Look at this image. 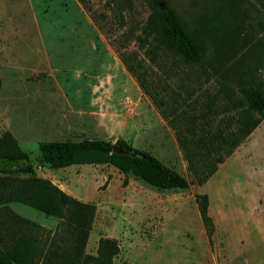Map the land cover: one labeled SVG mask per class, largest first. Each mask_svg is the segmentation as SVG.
I'll list each match as a JSON object with an SVG mask.
<instances>
[{"label":"rangeland","instance_id":"rangeland-1","mask_svg":"<svg viewBox=\"0 0 264 264\" xmlns=\"http://www.w3.org/2000/svg\"><path fill=\"white\" fill-rule=\"evenodd\" d=\"M169 2L204 41L206 68L219 59L220 74L230 78L264 74L259 55L264 24L254 16L238 18L237 47L227 56L199 16L210 0ZM149 11L145 0H0V134L13 133L36 175L95 205L88 253H96L100 237H112L119 245L114 264H264V117L214 174L197 184L172 128L111 42L117 38L120 46L128 36L127 51L155 71L129 39V32H141ZM219 36L229 40L226 31ZM82 138H123L177 170L189 185L161 189L109 164L52 168L38 156L40 140ZM198 193L208 196L210 233ZM9 206L50 229L59 221L18 202Z\"/></svg>","mask_w":264,"mask_h":264},{"label":"trees","instance_id":"trees-1","mask_svg":"<svg viewBox=\"0 0 264 264\" xmlns=\"http://www.w3.org/2000/svg\"><path fill=\"white\" fill-rule=\"evenodd\" d=\"M145 1L149 14L141 32H129V39L134 38L156 70L149 71L143 59L127 51L128 36L120 46L117 38L111 42L127 71L172 128L194 181L203 184L264 117V74L257 71L233 79L230 73L220 74L219 59L210 61L206 68L205 43L196 28H189V21L169 0ZM210 2L212 5L204 7L199 16L209 37L221 39L227 56L237 47L239 17L254 16L264 24V0ZM223 31L229 40L219 36ZM259 55L264 57V52ZM158 70L164 78L158 77ZM210 81L215 86L205 85ZM113 143L100 138L40 140L37 148L39 158L52 168L109 164L161 189L189 185L183 175L148 150L118 138L115 143L131 153H117ZM30 161L13 133L4 130L0 134V264H114L119 253L115 238L100 237L96 253L86 252L95 205L36 175ZM195 197L210 233L213 221L208 213V196L198 193ZM12 202L59 221L54 229L47 228L16 213L9 206Z\"/></svg>","mask_w":264,"mask_h":264},{"label":"water","instance_id":"water-1","mask_svg":"<svg viewBox=\"0 0 264 264\" xmlns=\"http://www.w3.org/2000/svg\"><path fill=\"white\" fill-rule=\"evenodd\" d=\"M114 152L117 153H123V154H130L131 152L125 148H123L122 146H120L118 143H113V147H112Z\"/></svg>","mask_w":264,"mask_h":264},{"label":"crops","instance_id":"crops-1","mask_svg":"<svg viewBox=\"0 0 264 264\" xmlns=\"http://www.w3.org/2000/svg\"><path fill=\"white\" fill-rule=\"evenodd\" d=\"M41 212V211H40ZM43 213V212H42Z\"/></svg>","mask_w":264,"mask_h":264}]
</instances>
